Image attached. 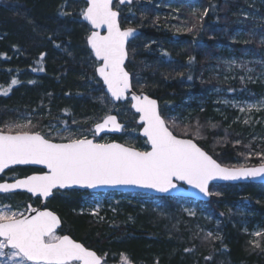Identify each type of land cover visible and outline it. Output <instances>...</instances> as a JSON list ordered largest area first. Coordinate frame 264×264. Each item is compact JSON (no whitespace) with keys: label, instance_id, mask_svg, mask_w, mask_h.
I'll use <instances>...</instances> for the list:
<instances>
[{"label":"trees","instance_id":"16d2710c","mask_svg":"<svg viewBox=\"0 0 264 264\" xmlns=\"http://www.w3.org/2000/svg\"><path fill=\"white\" fill-rule=\"evenodd\" d=\"M160 1L163 6L178 5L183 10L184 5L188 7L197 2ZM246 2L201 1L202 6L206 4V14L203 10L196 15H180L183 30L177 34L166 26V18L162 21L160 15L149 13L147 19L142 14L146 20L140 21L133 8L135 4L113 5L120 15L119 26L140 32L127 46L125 69L130 74L132 90L155 99L164 119L170 114H187L178 126L169 125L170 129L185 138L186 127L191 133L199 126L202 138L195 142L219 164L229 168L259 166L262 160L257 153L264 154V143L252 141L248 129L242 131L238 125L217 117L208 101V94L226 86L209 69L212 62L215 65L213 55L231 36L233 19L247 6ZM84 7L85 3L80 0H0V90L7 89L12 79L18 81L7 95L0 91V128L31 121L35 126L31 130L48 138L51 136L48 131L61 128H78L85 134L92 133L93 125L106 115L114 114L110 112L114 106L96 78L97 64L85 45L90 29L80 21ZM144 7L148 8V4ZM151 7L155 8V4ZM41 53H44L43 59ZM40 68L44 70L39 71ZM246 89L256 96L255 86L247 84ZM135 120L129 109L123 122L124 132L133 129L131 147L146 151ZM111 139L126 143L123 135ZM38 172L41 171L20 168L15 178ZM212 187L218 193H213L209 202L196 204L206 207L219 222V239L205 234L208 224L204 220L185 219L173 211L177 201L192 203L191 200L155 198L165 205L164 214L163 211L142 212L129 204L101 222L78 213L82 201L97 196L87 192H54L45 208L59 217L58 234L69 235L105 257L107 263L115 264L124 254L131 264H264V185L210 186V191ZM14 196L25 200V207L27 203L39 205V201H31L24 194ZM244 222L261 228L263 235L258 247L250 245L241 232Z\"/></svg>","mask_w":264,"mask_h":264},{"label":"snow or ice","instance_id":"6c2138e0","mask_svg":"<svg viewBox=\"0 0 264 264\" xmlns=\"http://www.w3.org/2000/svg\"><path fill=\"white\" fill-rule=\"evenodd\" d=\"M112 3L113 0H85L86 7L81 9L80 15L93 29L102 26L107 29L105 35L92 31L87 43L99 62L95 71L107 93L119 101L126 99L132 87L125 60L128 55L126 42L135 30L121 29L118 12L113 10ZM43 57L41 53V59ZM17 83L12 79L8 88L0 91L7 95ZM131 102V108L139 114L142 135L146 137L149 150L139 151L118 143H97L87 136L72 134L62 137L66 142H53L41 132L32 131L35 126L31 121L0 128V173L12 165H42L46 169L22 179L15 178L14 183H0V191L24 189L39 199L71 186L92 189L132 185L167 193L177 187L176 182L182 181L209 195L210 181L264 176V154L257 153L262 160L259 167H222L195 142L202 138L199 126L191 133L186 127L185 138H180L160 114L155 99L143 93H132ZM256 107L258 105H248L249 110ZM108 125L116 131L122 127L115 116L106 115L103 122L95 124L93 135ZM189 135L192 138H187ZM25 211L31 214L13 212L9 206L0 208V264H107L105 257L69 235L58 234L61 221L53 212L33 208L31 204ZM121 257L123 264H131L124 254Z\"/></svg>","mask_w":264,"mask_h":264},{"label":"rangeland","instance_id":"374dc122","mask_svg":"<svg viewBox=\"0 0 264 264\" xmlns=\"http://www.w3.org/2000/svg\"><path fill=\"white\" fill-rule=\"evenodd\" d=\"M201 1L208 2L209 0H197V2L193 1L192 5H189L188 7L184 5V10L178 5L163 6V1L160 0L157 3H154L153 1L150 2V0H132V3L135 4L133 6L134 11L137 10L135 12H138L139 14V17L136 16L137 19L140 21L146 20L144 18L142 19V14L143 17L147 16V19L149 18V15H151L149 13H152L153 16L160 15L162 16V21L166 18L164 21L166 26H169L172 31H174V34H177L178 31L183 30V24L179 21L180 15L184 13L196 15L200 14L201 11L206 10V4L202 6ZM246 1L247 6L233 19L231 36L225 40L224 43L220 44L219 47H217V50L213 55L215 65L212 66L213 62L211 66L209 65V69L214 71L213 76L226 82V86L216 93L208 94V101L211 102L212 111L217 117H220L225 122L230 121L231 125H238L242 131L248 129V132L252 135V141L262 144L264 143V106L259 105L264 103V0H251V2L249 0ZM147 4L148 8L144 7L147 6ZM154 4L155 8L151 7V5L154 6ZM137 6H140L141 9H138ZM143 8L146 11L143 10ZM153 9L156 10V13H154ZM229 32L230 30L228 33ZM89 34V32L86 33V39ZM139 35L132 39L127 46ZM95 63L97 64V62ZM247 84H249L250 87L255 86L253 91L256 96H252L248 93V90L246 89ZM249 104L258 105V107L249 110ZM112 106H114V108L110 112L114 113V115L118 118V121L120 123L126 121V118L128 117L129 105L112 104ZM241 108H244L245 110L241 111ZM188 114L191 113L188 112ZM186 116L187 114L184 112L183 114L175 113L166 115L165 120L168 121L170 126H178L181 124V121L186 118ZM11 124L12 123H10V125ZM13 124L23 123L20 121ZM51 131L54 132L48 131L47 133L51 135L50 139H52L53 142H66V140L62 139V137H68L70 134L77 137L87 135L88 139L92 138L94 142L97 143L112 142L110 136L96 138L93 135V131L92 133L86 132L84 134L83 131L78 128H67L65 130L64 128H61ZM122 135L124 142H126L124 145H129L131 147V144L134 142L133 129L125 132L123 131ZM16 172L17 169L10 170L0 176V179L11 182L15 180ZM209 193L211 197L213 193H218V191L213 188V191L209 190ZM30 200L39 201V199L31 198ZM24 201L25 200H21L14 195H2L0 196V208L9 206L13 212H24L25 214L26 207L23 205ZM82 203L83 204L80 206L78 213L89 217L91 216L95 222H101L105 217L111 218L112 215L117 214L118 210H123L124 207L129 204L139 208L142 212L161 213L163 211V214L167 212L164 210L165 205H163L160 201L156 200L154 197L145 195L121 197L112 194H104L97 195L88 201H82ZM173 209L172 210L177 211L182 218H199L204 220L208 224L205 226L206 228H204L205 234L211 238L215 237L219 239V222L214 219L211 212L207 211L206 207L197 205L195 201H192V203L177 201L174 204ZM241 216L242 215H239L238 218H242ZM233 219L235 220V217ZM241 232H244V235L247 237V241L250 245L256 247L259 246L261 241L260 238L263 235L261 228L256 225L250 226L249 223L244 222L241 226ZM255 233H261V235L257 236ZM115 264H123L122 257L119 258Z\"/></svg>","mask_w":264,"mask_h":264},{"label":"water","instance_id":"95a60500","mask_svg":"<svg viewBox=\"0 0 264 264\" xmlns=\"http://www.w3.org/2000/svg\"><path fill=\"white\" fill-rule=\"evenodd\" d=\"M65 1H69V0H65ZM81 1H83L85 3V0H81ZM115 2L120 7H122V6H129V5H131L132 0H125L124 3H120V0H113V3H115ZM113 3H112V5H113ZM114 11H116V10H114ZM118 18H119V14H118V17H117V21H118ZM80 19H81V21L86 26L89 27V29L91 30V32L92 31H98L101 35H105L107 33L106 27L102 26V27H100L98 29H93L92 26L87 21H85L83 19L82 16H80ZM137 35H139V31H136L135 30L133 36H131V37L128 38V40L126 42V47H127V44L132 39H134ZM86 45H87V49L91 53V56L94 59V61L97 62V63H99L96 60L94 54L92 53L91 47L87 43V39H86ZM126 61H127V58L125 60V63H126ZM95 74H96L97 79L101 82V84L103 86V89H104V93L106 94L107 98L111 101V103H113V104H118V103L123 104L126 101L129 102L130 110L133 112V114H135L137 116L136 125L140 127V130L138 132V135H139V137L141 139H143L144 141H146V137H144L142 135V122H140V120H139V114L136 113L135 110L131 108V103H132L131 102V94L134 93L132 91V89L127 94L126 99H122V100H119V101L113 100L111 98V95L109 93H107V88L103 84L102 79L98 76V74L96 73V71H95ZM157 105H158V103H157ZM113 116H115V115H113ZM101 122H103V119L99 123H101ZM117 122L122 126L121 127V130H119V131L113 130L112 129V126L111 125H108L105 128V130H103L99 134H96L95 137L96 138H99V137L105 136V135H108V136H120L122 134L123 129H124V124L120 123L118 121V119H117ZM93 130H94V127H93ZM90 139H92V138H90ZM110 143H117V142H110ZM147 148H148V150L150 149V146L148 144H147ZM22 167L23 168H32V169H39V170H42V171H46V169H44L42 165H32V164H29V165H12L8 169H5L4 172L0 173V176L3 173H5L8 170H10V169H13V168H22ZM222 167H224V166H222ZM255 167H259V166H255ZM246 168H254V167H246ZM20 179H22V178H20ZM14 182H15V180H13L11 182L4 181V182H0V183H14ZM176 183H177V187L175 189L170 190L167 193H161V192H157V191L152 190V189L140 188V187H136V186H132V185H120V186H114V187L113 186H100V187H96V188H92V189L82 188V187H79V186H71V187H68V188H65V189L54 190L53 192H55V191L64 192V191H71V190L72 191L87 192V193H90V194L107 193V192H117V193H126V194H142V195H148V196L157 197V198L159 197V198L185 199V200H191V201L200 202V203H207V202H209L210 195H205V194L199 192L198 189H196V188H194V187H192V186H190V185H188V184H186V183H184L182 181H178ZM239 184L264 185V176H257L255 178H241V179H237V180H227V181L226 180L217 179V180H214V181H210L209 182V187L212 186V185H239ZM209 187H208V191H209ZM13 194H25V195L29 196L31 199H37V197L32 196L30 193H28L24 189H14V190H10L8 192H2V191H0V196H2V195H13ZM51 197H52V195L50 197H48V198H43V197L39 198L40 203H39V207L38 208L41 209V210H43L42 208L44 207L45 203ZM27 206H26V208H27ZM33 208H37V207H33ZM30 214L31 213H28L27 211L25 212V215H30ZM60 226H61V224H60ZM60 226H59V228H60Z\"/></svg>","mask_w":264,"mask_h":264},{"label":"bare ground","instance_id":"6f19581e","mask_svg":"<svg viewBox=\"0 0 264 264\" xmlns=\"http://www.w3.org/2000/svg\"><path fill=\"white\" fill-rule=\"evenodd\" d=\"M140 33V32H139ZM90 218H91V216H90Z\"/></svg>","mask_w":264,"mask_h":264}]
</instances>
